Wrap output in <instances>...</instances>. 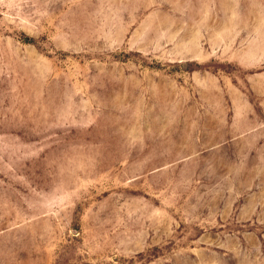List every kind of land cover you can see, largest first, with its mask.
Instances as JSON below:
<instances>
[{
  "label": "rangeland",
  "instance_id": "374dc122",
  "mask_svg": "<svg viewBox=\"0 0 264 264\" xmlns=\"http://www.w3.org/2000/svg\"><path fill=\"white\" fill-rule=\"evenodd\" d=\"M0 264H264V0H0Z\"/></svg>",
  "mask_w": 264,
  "mask_h": 264
}]
</instances>
